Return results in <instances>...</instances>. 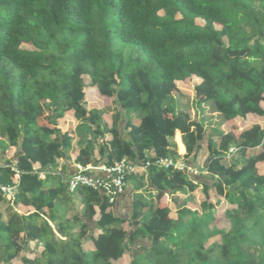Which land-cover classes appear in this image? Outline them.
Returning <instances> with one entry per match:
<instances>
[{
	"label": "trees",
	"instance_id": "16d2710c",
	"mask_svg": "<svg viewBox=\"0 0 264 264\" xmlns=\"http://www.w3.org/2000/svg\"><path fill=\"white\" fill-rule=\"evenodd\" d=\"M192 79L196 106L212 105L229 130L208 132L179 102L178 82ZM87 85L119 108L112 128L100 108L86 107ZM70 111L93 138L113 134L103 154L109 165L183 158L189 166L207 140L213 178L201 183L173 165L149 166L160 202L144 212L139 199L128 229L108 211V198L79 188L86 219L102 229L86 250L87 225L76 230L55 215L67 184L46 189L39 173L70 150L59 127ZM251 115L264 118V0H0V184L16 186V207L35 209L8 221L0 209V264H114L127 255L129 264H264V122L239 127ZM10 147L16 157L5 160ZM93 153L89 140L78 161L86 165ZM200 185L199 211L178 193ZM212 191L235 205L226 211L229 229L212 227ZM166 194L176 213L161 202ZM5 198L0 191V203ZM139 240L149 243L144 253L133 249ZM31 242L42 248L35 257Z\"/></svg>",
	"mask_w": 264,
	"mask_h": 264
},
{
	"label": "crops",
	"instance_id": "0c3cea01",
	"mask_svg": "<svg viewBox=\"0 0 264 264\" xmlns=\"http://www.w3.org/2000/svg\"><path fill=\"white\" fill-rule=\"evenodd\" d=\"M89 89L93 91L92 94L90 95H88ZM85 90H86V100H88L89 96H93L94 98L97 97L101 98L105 102L110 100L111 102L109 101L108 103H114L111 99H105L100 94L99 90L96 87L87 85ZM114 105L115 107L112 108L109 107L104 109L101 108L100 106L93 104L88 109L100 108L103 112V119L107 123L110 129L113 127L114 118L119 109L117 108L116 104ZM132 117H136V115H132ZM126 122H127V117L123 115L122 118L120 119L121 133H124ZM59 127L64 133L67 132L71 136L72 139L71 148L64 157L57 159V164L55 166L39 171L40 177L46 181V185H45L46 189H50V188L56 189L62 183L67 184L68 177L76 173L81 168L89 169L93 167L109 165L107 163V159L103 156V154L106 151L105 149L106 144L113 139L112 133L107 132L105 135H101L97 139L93 138L92 134L86 133L82 128H80V121L76 119V117L74 116V112L72 111L68 112L66 116L59 121ZM177 135H180L182 141V134L180 131L176 132V137ZM89 140H92L94 142V153L91 157L87 158L88 163L84 165L78 161V157L81 151L86 148ZM181 144H182L181 146L182 148L180 149L179 147L178 151L180 149L179 151L180 155L184 156V154L186 153V148L185 145L183 144V141ZM16 154H17L16 147L8 148L6 151L5 160L14 159L16 157ZM208 155H209L208 144L206 147L203 144V148L199 152L197 159L194 162H190L188 166V171H190L191 177L195 180H198L201 183L208 182L209 179L213 178L210 175H208L207 171L205 170L207 165ZM0 157H1L0 162H2L3 158L1 155V151H0ZM177 161L186 162L183 158H179ZM35 168L39 169L40 165L37 164ZM133 174L134 175L131 176L128 180V185L125 193L122 194L118 198V200L114 204H112L111 207L108 209V211H111L117 218L125 221L123 225L127 229L130 227V224L132 223L131 221L133 219L135 204L139 199H142L143 201L148 203V205L145 206L143 209L144 212H148L152 207V205H154L155 208L157 204L160 202V200L157 198L158 191L155 190V188L151 186L149 183L148 168L137 165V169ZM15 179L18 180L19 176L16 177ZM202 188H203L202 185H200L192 193L179 192L178 195L181 197V199L184 201V204H186L187 207L193 210L200 211L201 204L204 201V194ZM197 190L201 191L202 198L201 196H199L200 200L198 199L199 201L198 204H195L194 193L197 194ZM199 191L198 193H200ZM161 200H162L161 202L170 206L172 211L176 213L178 207L174 204L172 197L170 195L166 194ZM60 202L61 204L59 205L57 204V208L59 209L55 212L57 218L63 217L65 221L70 220L73 223L72 228L76 230H79L82 227L83 223H85L88 227V233H87V237H85L83 240L84 249L86 250L95 249L93 237H97L99 234H101L102 229L97 227L94 220L86 219L84 196L81 189L71 193L67 188L66 191L62 193V199ZM0 209L2 211L3 219L5 221H8V219L15 213L29 214L35 210L32 206L16 207L14 201L8 199L7 197L0 203ZM95 209L97 211V214L95 215L94 219L98 220L101 215L99 204L95 205ZM200 214H202V212H200ZM75 217L78 219H75ZM144 242L146 243V241L144 240L137 241L133 249L136 252H138L140 249H142L143 246H145ZM147 245L149 244L147 243ZM30 247L32 248V251L33 250L35 251L33 257L41 253L42 250L41 245H38L37 242H31ZM30 247L29 249H31ZM29 249L27 251V254L30 257H32L30 253H28L30 251ZM37 251L39 253H37Z\"/></svg>",
	"mask_w": 264,
	"mask_h": 264
},
{
	"label": "rangeland",
	"instance_id": "374dc122",
	"mask_svg": "<svg viewBox=\"0 0 264 264\" xmlns=\"http://www.w3.org/2000/svg\"><path fill=\"white\" fill-rule=\"evenodd\" d=\"M198 22L200 24H203V21L201 19H198ZM23 47L25 49H34L32 45L30 44H23ZM85 82L89 83L90 82V78L88 76H85ZM198 81L195 79L192 80H188L185 82H178V87L181 89L183 96L182 95H178V100L179 102L183 105L186 106L192 114V117L197 120L202 122L206 129L208 130V132H211V129L220 127L222 129L225 130H229V125L222 120L221 116L215 111V109L213 108L212 105H203L201 108L196 106V102L194 99V86ZM92 90L89 89L88 90V95L92 94ZM110 101V100H109ZM109 101H103V99L101 98H94L93 96H89L88 100L85 101L86 103V107L90 108L93 104L100 106L101 108H109V107H115L114 103H108ZM94 102V103H93ZM111 102V101H110ZM108 103V104H107ZM255 122H260L263 123L264 122V118H261L257 115H251L250 117H248L246 120H240L239 121V127L240 128H245L248 125L255 123ZM217 137H214V140H216ZM174 140H176L175 142L177 143L178 148L180 147V149L182 148V144L181 142L177 141V138L175 136ZM207 140L204 141V146H207ZM179 149V151H180ZM264 149V147L262 148ZM183 150V149H182ZM209 156V155H208ZM229 163V162H228ZM227 163V164H228ZM261 168L262 171L264 172V163L261 164ZM199 190H197V194L194 193L195 197H194V203L198 204V199L200 200V197L202 198V194L201 191H199L200 193H198ZM211 200L213 201H219L216 209H215V213H216V221L215 223H213V228H218V229H229L230 227V221L226 216V211L230 208H234L235 205H231L229 204L223 197L218 196L214 191H212L211 194ZM221 238L220 236H217L215 238H213L211 240V242H215V241H220ZM145 245H147V242L145 243ZM149 244V243H148ZM34 246V245H33ZM32 246V247H33ZM31 248V247H30ZM30 251L28 253H30V255L33 257L34 256V250L32 251V248L29 249ZM143 250V249H142ZM140 253H144L145 251H141V249L138 251ZM37 253H39L37 251ZM139 254V253H138ZM131 261V257L130 256H126L124 259L120 260L119 262H114V264H129V262ZM12 264H21V260L20 259H15L14 262Z\"/></svg>",
	"mask_w": 264,
	"mask_h": 264
},
{
	"label": "built area",
	"instance_id": "2783aa9c",
	"mask_svg": "<svg viewBox=\"0 0 264 264\" xmlns=\"http://www.w3.org/2000/svg\"><path fill=\"white\" fill-rule=\"evenodd\" d=\"M234 149L231 150L233 152ZM151 165L158 167L175 166L176 168L188 170L185 162L174 161L169 158H161L155 162L147 161L144 167ZM137 169L136 164H130L126 159L116 161L114 164L98 166L93 168H81L67 179V187L71 193L76 192L81 187H90L98 190L110 204H114L118 198L125 193L129 176ZM19 174L16 175L18 177ZM0 191L10 200L14 201L16 186L1 185Z\"/></svg>",
	"mask_w": 264,
	"mask_h": 264
}]
</instances>
